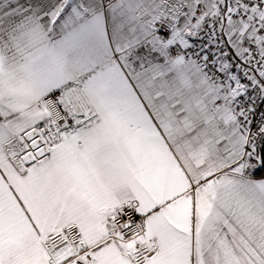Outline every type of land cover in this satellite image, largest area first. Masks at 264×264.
I'll list each match as a JSON object with an SVG mask.
<instances>
[{"label":"snow or ice","instance_id":"snow-or-ice-1","mask_svg":"<svg viewBox=\"0 0 264 264\" xmlns=\"http://www.w3.org/2000/svg\"><path fill=\"white\" fill-rule=\"evenodd\" d=\"M0 264H264V0H0Z\"/></svg>","mask_w":264,"mask_h":264}]
</instances>
